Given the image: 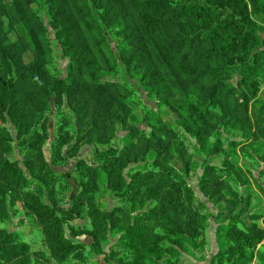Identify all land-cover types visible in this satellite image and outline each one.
Returning <instances> with one entry per match:
<instances>
[{"label":"rangeland","instance_id":"obj_1","mask_svg":"<svg viewBox=\"0 0 264 264\" xmlns=\"http://www.w3.org/2000/svg\"><path fill=\"white\" fill-rule=\"evenodd\" d=\"M12 1L0 264H264V0Z\"/></svg>","mask_w":264,"mask_h":264},{"label":"trees","instance_id":"obj_2","mask_svg":"<svg viewBox=\"0 0 264 264\" xmlns=\"http://www.w3.org/2000/svg\"><path fill=\"white\" fill-rule=\"evenodd\" d=\"M12 6H13V10L16 14V17H17V20L19 21L22 29L24 30V37L26 38V40L28 41V43L32 46V48L34 49V51L36 52L37 55H39V48H38V45H37V40H36V37L34 36V33L32 32V29L30 27V25L27 23L24 15H23V12L21 10V7H20V4H18L17 0H13L12 1ZM168 7L169 8H172V9H178L179 10V13L181 14H186V12H201L202 14H209V11H206L204 8L200 7V6H181V5H172L171 3L168 4ZM189 10V11H187ZM228 27V25L226 26V23H225V26H222V27H218V25H216L211 31H210V35L211 36H214L215 32L218 31V32H223L226 30V28ZM213 32V33H211ZM233 39H234V36L232 37V42H233ZM231 42V41H230ZM229 42V43H230ZM231 42V43H232ZM229 43L225 45H221L219 47H216L215 48V52H218L219 54L225 56L223 53V50H227L228 49V45ZM44 85L41 83V86ZM177 102H179V104H181L182 107H185L186 109H193L194 111H196V108H194V105H191L187 102V97H183L182 99H176ZM171 102H174L173 100H171ZM198 110V109H197ZM192 111V110H191ZM193 112V111H192ZM199 112V115L202 116L200 113V110H198ZM145 254H151V253H145Z\"/></svg>","mask_w":264,"mask_h":264}]
</instances>
